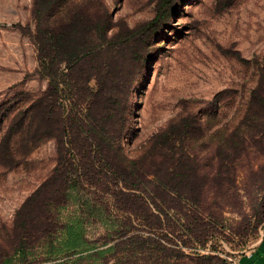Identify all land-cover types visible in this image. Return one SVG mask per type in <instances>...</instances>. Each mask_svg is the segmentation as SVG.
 <instances>
[{
    "label": "trees",
    "instance_id": "obj_1",
    "mask_svg": "<svg viewBox=\"0 0 264 264\" xmlns=\"http://www.w3.org/2000/svg\"><path fill=\"white\" fill-rule=\"evenodd\" d=\"M80 3L32 0L28 35L37 74L47 85L25 116L7 127V156H14L16 137L37 112L42 125L33 137L53 139L57 157L50 175L16 210L14 245L0 264L24 259L30 237L48 239L49 252L73 256L65 261L70 264H182L189 256L211 263L217 256L201 251L225 238L226 214L246 218L245 200L256 204L255 212L264 209V56L255 84L237 94L242 115L229 133L219 129L207 148L193 150L187 143L195 126L173 122L130 157L121 140L124 126H112L124 116L111 62L134 36L117 40L107 15L85 22ZM179 3L160 0L143 33L164 25ZM223 93L215 97L217 108ZM66 203L74 213L63 221L60 212L51 216ZM88 223L102 226V234L88 238Z\"/></svg>",
    "mask_w": 264,
    "mask_h": 264
},
{
    "label": "rangeland",
    "instance_id": "obj_2",
    "mask_svg": "<svg viewBox=\"0 0 264 264\" xmlns=\"http://www.w3.org/2000/svg\"><path fill=\"white\" fill-rule=\"evenodd\" d=\"M78 1L85 22L107 15L112 25L109 32H115L117 40L134 36L111 62L118 113L124 116L112 126H124L121 140L130 157L169 123L184 120L195 126L187 143L193 150L207 148L217 130L227 134L234 128L242 115L236 110L241 102L237 94L255 84L257 63L264 56V0H180L164 25L144 33V24L155 15L160 0ZM31 6L32 0H0V256L13 248L16 210L50 175L57 157L53 139L38 142L33 137L42 125L37 112L16 137L14 156H7V127L14 118L25 116L32 98L47 85L37 74L36 50L28 35L27 27H34ZM221 91L225 93L218 96L217 108L215 97ZM252 205L245 200L246 218L236 212L226 214L230 229L225 238L207 243L201 251L216 259L208 263L189 256L181 263L230 264L229 256L251 248L264 232V221H260L264 209L255 212L257 206ZM74 209L66 203L50 213L56 216L60 212L63 221ZM32 212L43 217L40 208ZM103 230L86 224L88 238ZM26 242L25 258L21 262L14 257L10 264L71 263L65 261L73 256L49 252L48 239L33 242L30 237Z\"/></svg>",
    "mask_w": 264,
    "mask_h": 264
},
{
    "label": "crops",
    "instance_id": "obj_3",
    "mask_svg": "<svg viewBox=\"0 0 264 264\" xmlns=\"http://www.w3.org/2000/svg\"><path fill=\"white\" fill-rule=\"evenodd\" d=\"M238 257L244 264H264V232L260 234L251 248L239 254Z\"/></svg>",
    "mask_w": 264,
    "mask_h": 264
},
{
    "label": "built area",
    "instance_id": "obj_4",
    "mask_svg": "<svg viewBox=\"0 0 264 264\" xmlns=\"http://www.w3.org/2000/svg\"><path fill=\"white\" fill-rule=\"evenodd\" d=\"M228 261H229L230 264H244V263H242L240 261L238 255L237 256H233V257L232 256H229L228 257Z\"/></svg>",
    "mask_w": 264,
    "mask_h": 264
}]
</instances>
